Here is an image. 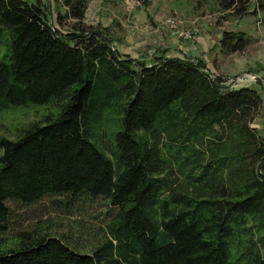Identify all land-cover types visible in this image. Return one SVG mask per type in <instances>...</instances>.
Wrapping results in <instances>:
<instances>
[{"label": "trees", "instance_id": "trees-1", "mask_svg": "<svg viewBox=\"0 0 264 264\" xmlns=\"http://www.w3.org/2000/svg\"><path fill=\"white\" fill-rule=\"evenodd\" d=\"M211 1L236 17L251 5ZM55 2L66 33L47 3L0 0V110L52 109L0 136V238L8 201L103 198L115 214L90 254L33 230L0 248V264H264L261 94L202 62L122 58L85 25V0ZM249 43L223 32L218 44L232 55Z\"/></svg>", "mask_w": 264, "mask_h": 264}, {"label": "rangeland", "instance_id": "rangeland-1", "mask_svg": "<svg viewBox=\"0 0 264 264\" xmlns=\"http://www.w3.org/2000/svg\"><path fill=\"white\" fill-rule=\"evenodd\" d=\"M40 1L45 6L48 4L47 14L56 28L63 33L71 30L73 21H65L62 27L56 24L58 13L64 11L60 4L58 5L55 0ZM85 1L87 2L85 25L108 31L112 47L122 58H131L147 64L160 56L169 59L180 56L181 51L176 50L174 45H191L202 34L211 32L217 35L234 31L239 18V27L243 29L242 32L250 35L248 37L244 34L250 39V44L244 51L231 55L229 62L225 64L222 62L221 64L225 66L222 65L220 68L237 69L240 64H250L251 66L246 68L248 72L240 73L237 69L230 70L229 73L235 71L233 73L234 76L237 75L235 79L243 74L253 79L248 78L239 82H231L235 79H230L227 80L226 86L245 83L244 85L256 89L264 100V78L261 80L258 77L264 73V10L256 5V0H250L249 9L253 12L255 7L258 13H249L241 17L222 13L211 0H117L118 3L111 0ZM168 20L177 22L180 29L194 30L198 33L194 34L192 40H179L169 32ZM211 54V63L217 70V64L214 63L220 60H217L214 48ZM193 61L196 64L201 62ZM51 111L52 109L48 108L26 112L0 110V136L12 138L16 130L41 120L43 116L52 113ZM251 127L264 139V101L261 110L254 116ZM6 204L10 216L7 231L0 238V248L3 249L13 246L15 239L24 231L44 230L49 235L63 240L72 249L90 254L105 241L106 224L115 214V210L103 198L90 200L85 197L75 199L45 197L30 206L12 201Z\"/></svg>", "mask_w": 264, "mask_h": 264}, {"label": "crops", "instance_id": "crops-1", "mask_svg": "<svg viewBox=\"0 0 264 264\" xmlns=\"http://www.w3.org/2000/svg\"><path fill=\"white\" fill-rule=\"evenodd\" d=\"M111 1L118 3L117 0H111ZM249 13L251 14L252 11L249 10ZM239 21H240V19L237 18L235 30L234 31H230V32H235V33L242 32L241 30H243V29H240L241 27H239L240 26ZM242 33L245 34V35H247L248 37H250V35H248V34H246L244 32H242ZM221 35L222 34H217L216 35L215 33L212 34L210 32V33L202 34L200 37L196 38L192 42L191 45L190 44L189 45H186L185 44V45H182V46L181 45L180 46L179 45L178 46L174 45L176 50H178L179 52L181 51L180 56L183 55V57L174 56L173 58H177V59L183 58V59L191 60V61H193V60H200L204 64V66L206 67V69L209 70L211 73H213V74H215L217 76L224 77V78H226L228 80L235 79L234 77L237 76V75H235V76L233 75V73L235 71L229 73L230 70H237L238 69V72L242 73V72L247 71L246 68H249V66H251V65L250 64L243 63V65H241V64L238 65L237 66V69H235L236 67L234 69H232L231 67H229L228 69L225 68V67L224 68L223 67L220 68V66H222L225 63L229 62V59H230V56H231V55H224V54H222L221 51H220V48L218 47V43H219V40L221 38ZM213 48L215 49V52H217V56H218V59L217 60H220V61H216L214 63V65L217 64V67L216 68L219 71H217L215 68H213V63H211V56H212L211 52H212ZM184 56H186V58ZM212 62H214V60ZM222 62L224 64H221ZM251 69H253V68H251ZM216 73H218V74H216ZM239 76H241V75H239ZM258 77L261 80H263L264 73L262 72ZM242 86L243 87H246L247 85H241V86H237V87H242ZM232 88H236V86H234Z\"/></svg>", "mask_w": 264, "mask_h": 264}, {"label": "built area", "instance_id": "built-area-1", "mask_svg": "<svg viewBox=\"0 0 264 264\" xmlns=\"http://www.w3.org/2000/svg\"><path fill=\"white\" fill-rule=\"evenodd\" d=\"M167 24H168L169 32L172 35L176 36L179 40H183V41L192 40L194 34H197L198 33V31H194V30L192 31V30H183V29H180L178 23L175 22V21H173V20H168L167 21ZM248 78H252V77L251 76L249 77L247 74H243V75L237 77L235 79V81L234 80H231V82H239V81L245 80V79L248 80ZM244 84H242V85H244ZM234 86L237 87V86H241V85L234 84L231 87H234Z\"/></svg>", "mask_w": 264, "mask_h": 264}]
</instances>
